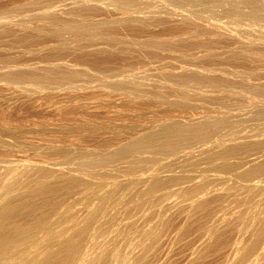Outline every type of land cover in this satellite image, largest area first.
Instances as JSON below:
<instances>
[{"label":"bare ground","instance_id":"obj_1","mask_svg":"<svg viewBox=\"0 0 264 264\" xmlns=\"http://www.w3.org/2000/svg\"><path fill=\"white\" fill-rule=\"evenodd\" d=\"M33 92L65 119L132 103L58 136L16 111ZM0 102V264H155L170 217L134 216L169 196L207 240L189 264H264V0H0Z\"/></svg>","mask_w":264,"mask_h":264},{"label":"rangeland","instance_id":"obj_2","mask_svg":"<svg viewBox=\"0 0 264 264\" xmlns=\"http://www.w3.org/2000/svg\"><path fill=\"white\" fill-rule=\"evenodd\" d=\"M176 19V22H179L180 20H177V18H175ZM179 19V18H178ZM122 32V33H121ZM121 36H124L125 34H127V35H125V36H128V33H129V31H128V33H126L127 31H122L121 30ZM125 33V34H124ZM123 34V35H122ZM124 36V37H125ZM98 47H100V46H98ZM164 54V56H165V54L166 53H163ZM162 54V55H163ZM167 55V54H166ZM33 59H34V57H32ZM32 58L30 57V61H32V62H30L29 61V63H33V66H37V64L38 63H36L35 65H34V63L35 62H37L35 59V62H34V60H32ZM67 59L66 60H64L63 62H65V64L67 65V67L66 68H69V69H67V70H69V71H78L80 68H78L77 67V69L74 67L73 68V66L74 65H76V64H74L75 62L73 61L74 59L72 58V57H66ZM65 59V58H64ZM68 59H70V64L72 63V61H73V63L72 64H74V65H72L71 66V70H70V66H68V65H70L69 64V62H68ZM72 60V61H71ZM66 65H64V66H66ZM38 66H41V64H38ZM26 88H27V86H26ZM28 89V88H27ZM29 89H31V88H29ZM94 91H95V89H93ZM62 92H60V90H59V93H60V95H59V97L57 96V94H59L58 92H56V96H57V98H59L60 99V96H61V98H62V93H65L63 90H61ZM99 91L97 90L96 92H94V93H98ZM30 94V93H29ZM62 94V95H61ZM74 94V93H73ZM32 97H31V96ZM30 95H28L30 98H32V100H33V97H34V103L32 102V101H30V103L31 104H38L39 106L38 107H36V108H31V107H28L27 109L26 108H24V109H20V110H18V109H16V111H24L23 113L25 114V111L27 110V111H35L34 113L36 114V112H37V114H36V117H37V115H38V117L37 118H35L36 119V121L38 120H41L40 122H38V123H41V122H43L44 120V124L43 125H41V127H43V128H47L48 127V129H47V131L48 132H50L51 134H52V132H54L55 134H57L58 136H61V135H63V134H65V135H68V134H71V133H69L68 131L71 129H74L77 125H78V120H80L79 119V117L80 118H82V117H84V118H82L83 120H87V117L89 116V115H91L89 118H91V117H97V119H99L98 121H102L103 119H106V118H103V117H105V116H107V117H109V115H112L113 114V112L114 111H125V110H122V109H124V108H122V107H119V106H122V105H124L125 104V100H124V98H122L121 96H114L113 95V98H112V96H111V98H109L108 96H106L105 98L104 97H102L100 94L98 95V96H101V98H99L98 96H95V94L92 96V97H94V98H92L91 99V97H88L87 96V98H88V100H86V99H84V98H82V100H86V104L89 102V100L91 99L92 101H93V103L91 102V104H92V106L94 105L95 107H92V108H90L91 107V104H90V102H89V105L87 104V108L85 109V107H84V109L85 110H83L82 108H78V111L79 110H83L82 112L84 113V114H82V112H79L78 113V115H80V116H78V115H76L77 117H75V119H73V118H69V119H65L64 118V116L65 115H63L64 114V110L63 111H60V112H54V109L52 110L51 109V107H50V109H48L49 107L47 106V104L45 105V103H44V100L43 99H39V98H37V96L36 95H38L39 96V94H36V93H34L33 92V94H30ZM33 95H35V96H33ZM64 95H67V92L64 94ZM63 95V97L65 98H67V96H64ZM56 96H55V98H54V101H57L56 100ZM117 98V97H120V99L121 100H118V99H115V98ZM196 97V96H195ZM65 98V99H66ZM36 99V100H35ZM101 99H103V100H101ZM105 99V100H104ZM193 99V100H192ZM197 99V101L199 100V97H197V98H195L194 99V97H192L191 98V100L189 99V102L191 101V102H195V100ZM60 100H63V99H60ZM90 100V101H91ZM127 100H130V99H127ZM126 100V101H127ZM14 101V100H13ZM12 100L11 101H8V102H12V103H16V101L15 102H13ZM35 101H39V102H35ZM41 101V102H40ZM79 101H80V99H79ZM102 101V103H99V102H101ZM123 101H124V103H123ZM197 101L195 102V105H198V104H196L197 103ZM19 102V101H18ZM17 102V103H18ZM82 102H84V101H82ZM105 104H104V103ZM109 104H108V103ZM12 103H10V104H12ZM16 103V104H17ZM29 103V104H30ZM69 103L71 104V102H67V104L66 105H69ZM122 103V104H121ZM130 103H132V102H130ZM130 103H129V101H127V105L129 106L130 105ZM192 103V104H193ZM198 103H200V101L198 102ZM0 104H1V102H0ZM15 104V105H16ZM104 106H103V105ZM108 104V105H107ZM112 104H113V106H116L114 109H113V106H112ZM116 104V105H115ZM119 104V106H117ZM12 105H14V104H12ZM46 107H45V106ZM99 107H98V106ZM103 107H102V106ZM90 106V107H89ZM97 106V107H96ZM101 106V107H100ZM106 106H108L109 108H110V106H112L111 108H112V110L111 109H109L108 110V108L106 109ZM48 107V108H47ZM118 107V109H116ZM29 108H31V109H29ZM38 108V109H37ZM66 108V107H65ZM41 109V110H40ZM77 108H75V110H76ZM1 110H2V112H4L5 113V115L6 116H8L9 114V112L8 111H11V110H13V109H1L0 108V113H1ZM15 111V109L13 110V112ZM40 111V112H39ZM57 111V110H56ZM66 112H68V111H74V109H66L65 110ZM85 111V112H84ZM104 111H107V112H104ZM12 112V113H13ZM39 112V113H38ZM62 112H63V114H62ZM200 113L202 112H204V111H199ZM198 111H196L195 113H199ZM239 112V111H238ZM240 112H243V111H240ZM245 112L247 113V111H244V113H238V115H240L239 116V118L241 117V119L243 118L244 120H245V118L247 117V114L244 116V114H245ZM3 113V114H4ZM11 113V114H12ZM61 114L63 117H61V115H59V114ZM20 114H21V112H20ZM58 114V115H57ZM99 114V115H98ZM97 115V116H96ZM103 116L101 119H100V117L101 116ZM244 116V117H242V116ZM39 116H43V117H41V118H43V119H38L39 118ZM99 116V117H98ZM47 117V118H46ZM86 117V118H85ZM77 118H78V120H77ZM81 119V120H82ZM92 119H94V118H92ZM96 119V120H97ZM43 120V121H42ZM47 120H49V121H51L49 124H47L48 122H47ZM248 118L246 119V122L247 123H249V124H247L246 122H244L245 123V125H244V123H243V125L246 127H244L243 125H242V130H241V132L243 131V128H244V131L241 133L242 134V136H244L243 134H244V132L247 134V132L246 131H248L249 130V128L250 127H254V125L256 124V123H253L254 121H251V120H248ZM53 121V122H52ZM45 123H46V125H45ZM53 123V124H52ZM42 124V123H41ZM254 124V125H253ZM247 125V126H246ZM241 126V125H240ZM45 128V129H46ZM240 128V127H239ZM255 128V127H254ZM254 128H251V130L249 131V132H251V134L252 135H250L249 133H248V136L249 137H251V138H253V134L254 133H252V132H254ZM246 129V130H245ZM240 130V129H239ZM245 134V135H246ZM251 158V157H250ZM165 162V161H164ZM175 168H173V170H174ZM178 168L177 169H175L174 170V173L177 171L178 172ZM176 172V174H178ZM264 178V177H263ZM262 178V179H263ZM256 182H260V180H256ZM214 187H217L218 188V186L216 185V186H214ZM219 194V193H218ZM175 196H169V197H167V199H165V201H163V203L162 204H167L166 206H165V204L164 205H162L161 207L160 206H158V207H155L154 209L152 208V209H144V210H142V211H140V213H138L137 215L138 216H134V218H136V220H135V222H136V225H137V227H139L140 229H146V228H148L150 225H153V224H156L157 225V223H158V220H157V213L159 212V213H161V217H163V218H169L170 217V220H169V222H168V226H167V228H166V231L164 232V234L162 235V238L160 239V241H159V243H158V245L155 247V252H153V254H154V260L156 261L155 262V264H189L191 261H193L194 260V257L193 256H191L190 255V251H193V250H198L199 251V249L203 246V245H201L202 243L204 244V243H207V240L205 241L204 240V238H201V234L199 233V230H195L194 232H193V230L191 231L192 233L191 234H189V232H188V234L186 233L185 234V236L183 235V236H180V234H179V230H180V228H182V226H184V222H185V219H186V215H187V212H188V209H189V201L188 202H186V200L185 201H181L182 203V206L183 205H186V206H183V207H181V204H180V200L179 199H177L176 197L174 198ZM179 200V201H178ZM179 203V204H178ZM180 206H178V205ZM228 204H230V200L229 201H227V203L225 204V205H228ZM177 205V206H176ZM163 206H165V207H163ZM160 207V208H159ZM163 207V208H162ZM176 207H178V209H180V208H185L184 210L182 209H180V210H178ZM188 207V208H187ZM226 207V209L225 208H223L222 210H226L225 212L224 211H220L218 214L220 215V217H221V212L224 214V213H226L225 214V216L224 215H222L223 217H227V215H228V217L227 218H223L222 217V219H227L228 221L229 220H232L234 217L233 216H236V214L238 215V213H240V212H242L243 211V208L241 207V206H239V205H237V204H234V203H232V201H231V204H230V207L228 206V210H227V206H225ZM158 209H160V211H158ZM162 209V210H161ZM177 209V210H176ZM187 209V210H186ZM228 212V213H227ZM217 214V215H218ZM231 215H232V217H231ZM230 216V217H229ZM231 218V219H230ZM219 219H221V218H219ZM226 220V221H227ZM199 234H200V236H199ZM188 235V236H187ZM232 236V235H231ZM201 238L200 240H202V242H200V241H198L199 240V238ZM233 237V238H232ZM232 237H230L231 239V241H233V239H234V237L235 236H232ZM198 239V240H197ZM206 239V238H205ZM236 239V238H235ZM198 242H200L201 244H200V246L198 245V244H196V243H198ZM205 241V242H204ZM130 243H132L133 245H134V247L133 248H131V247H129V244ZM195 244H196V246H198V247H200L199 249L195 246ZM120 246H121V248L124 250V251H127V249H133L132 250V254L133 255H136V254H138L139 253V251H140V247H139V245H138V242H137V238H131V240L130 241H126V240H123V241H121L120 242ZM192 247H193V250H192ZM196 247V248H195ZM189 248L191 249V250H189ZM195 248V249H194ZM202 249V248H201ZM195 253V251H193V253L191 252V254H194ZM189 256H191V259H190V257ZM193 257V258H192ZM156 258V259H155ZM212 259L211 261L212 262H209V260L210 259ZM209 258H207L208 260H207V262L209 263V264H214L216 261L215 260H217L215 257L214 258H212V257H209ZM190 262H189V261ZM215 261V262H214ZM206 262V261H205ZM207 262L206 263H204V264H207ZM214 262V263H213Z\"/></svg>","mask_w":264,"mask_h":264}]
</instances>
